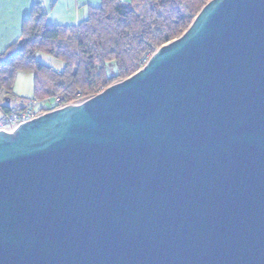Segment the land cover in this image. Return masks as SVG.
<instances>
[{
	"label": "water",
	"instance_id": "water-1",
	"mask_svg": "<svg viewBox=\"0 0 264 264\" xmlns=\"http://www.w3.org/2000/svg\"><path fill=\"white\" fill-rule=\"evenodd\" d=\"M0 264H264V0L0 131Z\"/></svg>",
	"mask_w": 264,
	"mask_h": 264
},
{
	"label": "trees",
	"instance_id": "trees-1",
	"mask_svg": "<svg viewBox=\"0 0 264 264\" xmlns=\"http://www.w3.org/2000/svg\"><path fill=\"white\" fill-rule=\"evenodd\" d=\"M209 1L102 0L76 27L47 25L42 4L37 3L20 40L0 54V102L16 98L14 83L21 73L34 75L30 99L61 97L66 104L88 100L141 70L143 60L180 38ZM39 54L64 68L43 64ZM6 103L0 105L3 114L12 109Z\"/></svg>",
	"mask_w": 264,
	"mask_h": 264
},
{
	"label": "crops",
	"instance_id": "crops-1",
	"mask_svg": "<svg viewBox=\"0 0 264 264\" xmlns=\"http://www.w3.org/2000/svg\"><path fill=\"white\" fill-rule=\"evenodd\" d=\"M37 3L42 4L47 25L76 27L87 19L92 9L102 5V0H0V54L5 53L20 40L24 22L30 17ZM58 64L62 67L55 69L61 71L64 65L60 62ZM15 95L20 98V95L16 93ZM32 97L26 96L16 104H13V100L6 104L15 109L24 104V100ZM2 116L3 112L0 109V120Z\"/></svg>",
	"mask_w": 264,
	"mask_h": 264
},
{
	"label": "built area",
	"instance_id": "built-area-1",
	"mask_svg": "<svg viewBox=\"0 0 264 264\" xmlns=\"http://www.w3.org/2000/svg\"><path fill=\"white\" fill-rule=\"evenodd\" d=\"M149 59V57L145 58L142 62L143 65H146ZM85 101L77 100L73 103H83ZM69 104H66L61 97L44 102L37 99H30L21 106L3 114L0 120V131L3 130L8 133H13L22 123L32 121L46 113L65 108ZM43 107L44 110L42 109Z\"/></svg>",
	"mask_w": 264,
	"mask_h": 264
},
{
	"label": "rangeland",
	"instance_id": "rangeland-1",
	"mask_svg": "<svg viewBox=\"0 0 264 264\" xmlns=\"http://www.w3.org/2000/svg\"><path fill=\"white\" fill-rule=\"evenodd\" d=\"M38 60L47 66L62 67L61 64L55 59L39 54ZM115 71V69L113 68ZM14 93L20 95V98L13 99V104L18 103V100H22L26 96H34V75L32 73H21L17 76L14 83ZM25 96V97H24ZM6 102H0V105H4Z\"/></svg>",
	"mask_w": 264,
	"mask_h": 264
}]
</instances>
